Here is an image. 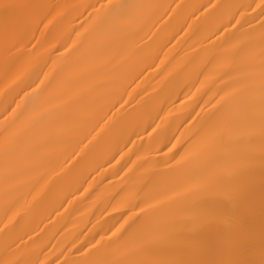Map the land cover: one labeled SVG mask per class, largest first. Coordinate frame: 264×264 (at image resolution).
Here are the masks:
<instances>
[{
  "label": "bare ground",
  "instance_id": "1",
  "mask_svg": "<svg viewBox=\"0 0 264 264\" xmlns=\"http://www.w3.org/2000/svg\"><path fill=\"white\" fill-rule=\"evenodd\" d=\"M3 2L60 7L35 32L38 51L12 49L6 56L0 30V229L12 220L7 236L0 231V262L78 261L77 249L95 241L99 259L165 258V246L151 255L140 251L143 233L132 235L138 227L155 232L192 207L187 188L208 176L226 184L237 162L253 168L259 182L264 29L259 9L242 6L260 0H111L139 6L117 28L100 9L109 0ZM37 21L21 17L34 31ZM219 53L227 55L209 64ZM13 54L23 60L15 62ZM38 68L48 75L41 86L47 91L37 97L28 88L24 96L21 89ZM226 71L231 76L220 79ZM121 96L123 107L116 104ZM217 109L223 139H200L197 122ZM5 127L23 128L7 160ZM219 199L208 197L200 210Z\"/></svg>",
  "mask_w": 264,
  "mask_h": 264
},
{
  "label": "snow or ice",
  "instance_id": "2",
  "mask_svg": "<svg viewBox=\"0 0 264 264\" xmlns=\"http://www.w3.org/2000/svg\"><path fill=\"white\" fill-rule=\"evenodd\" d=\"M58 7L60 6L10 2L0 3V30L3 31L5 37L6 56L12 52V49H16L17 52H23V50L29 48L38 51L37 46L41 45V41L36 39L35 32L39 31L41 25L47 28L44 20ZM89 7L99 12V9H95L94 5H90ZM137 7L139 6L131 4H112L111 0H109L107 5H100V9L106 10L108 22L113 28H117L122 21L130 18L133 10ZM43 8H48L49 11L47 15L41 16L39 15V10ZM168 8L170 11H173L171 6H168ZM242 8L245 10L251 9L252 11L259 9L256 18L261 19L260 27L264 29V0H260L258 4L242 6ZM22 16L30 19L38 17L35 31L30 23H21ZM234 22L239 23L238 20H234ZM226 29L227 25L218 31L222 33ZM40 34L41 36L44 35L42 32ZM213 35H217L219 39L217 33H213ZM49 37H51V33H49ZM233 38H236L235 33L232 34V37L225 39L223 43L228 44ZM49 42L51 41L49 40ZM63 47L65 51H71L68 44H64ZM240 51H243V49ZM28 54L35 55L36 52H29ZM226 55L227 53H219L213 56L209 60V64L213 61H222ZM13 58L17 63L23 60L22 55L13 54ZM34 75L36 79L32 80L31 83H27L26 87L21 89L24 96L29 95L28 88H31L37 97L42 96L47 91V86L41 87L45 84V80L48 79L47 73H43L38 68L34 72ZM40 75H44L43 80L40 79ZM201 75H203V72H201ZM226 76H231V72H224L220 79H224ZM199 90V88L196 89L197 92ZM221 91L226 92V89H221ZM192 95L195 96V93ZM220 99L223 100L224 97L221 96ZM124 103H127V101H124L123 96L116 102L121 107H123ZM216 103H219V101H216ZM116 104H113L112 107L115 108ZM19 107L20 105L17 104L15 108H10L11 113L15 115L16 109ZM213 107H215V104ZM203 111L204 109L201 108V112ZM220 111L221 109H217V112L209 116L207 121L197 122L201 124L200 130L197 133L200 139L209 141H220L223 139L224 120L218 116ZM213 116L217 118L213 119ZM5 119H7V116ZM188 119H192L191 115ZM259 119L262 140H264V88H262L259 99ZM150 127L152 132H156L160 125H150ZM22 133L23 128L10 132L9 128L5 127L3 152L6 160L16 151V141ZM260 159L259 182H257L256 173L253 168L245 167L240 162H237L233 165L230 179L226 184L222 185L216 176H208L197 180L187 188L186 193L192 207L182 211L165 224L159 226L155 232H147L143 226L136 229V232L132 234L133 236L137 233H143L140 251L146 255H151L155 247L165 246L167 248V256L165 258L129 260L124 262L99 259L97 258V254L101 250L99 247L100 241H95L91 248L85 245L84 248L77 249L83 259L72 262L66 260L60 261V264H264V146H262ZM81 191L87 192L88 189L82 188ZM215 196H222L223 199L215 200L206 210H200L207 205L208 197ZM145 202L147 203V201ZM65 203L70 204L71 201L66 200ZM151 206L149 204V207ZM8 211H11V209ZM14 218L15 216H13ZM11 222L12 220L10 219L9 223ZM9 223H5L4 227L0 229V231L5 232L6 236L8 235L6 230L9 227ZM125 223H127V220H125ZM17 224H19V221H17ZM119 231L120 229L117 228L116 232H113L112 235L115 236ZM24 235L32 239L31 233H25ZM23 239L24 236L18 238L19 241H23ZM103 239L104 237L101 236L100 240ZM16 243L17 241H13L8 247H12ZM92 249H96V252H92ZM0 264H48V262L47 260L43 262L10 260L0 262ZM53 264H56V262H53Z\"/></svg>",
  "mask_w": 264,
  "mask_h": 264
}]
</instances>
